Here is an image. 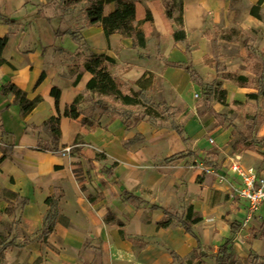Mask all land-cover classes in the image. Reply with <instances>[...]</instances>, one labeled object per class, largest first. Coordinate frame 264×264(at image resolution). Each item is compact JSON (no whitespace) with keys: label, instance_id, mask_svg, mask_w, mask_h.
I'll return each instance as SVG.
<instances>
[{"label":"crops","instance_id":"1","mask_svg":"<svg viewBox=\"0 0 264 264\" xmlns=\"http://www.w3.org/2000/svg\"><path fill=\"white\" fill-rule=\"evenodd\" d=\"M139 1L138 19H143L145 9L151 14V22L141 25L146 35L143 48L118 33L105 37L100 25H85L83 0L76 6L79 14L67 15L64 24L49 20L45 12L48 0H0V14L5 17L0 37L7 36L2 56L12 65L0 66V221L9 226L5 237L18 229L25 239L21 245L8 247V257L22 264H174L172 252L187 260L196 249L202 255L201 264H216L219 248L228 241L227 264H264V203L250 213L235 198V179L226 166L234 155L242 159L240 163L264 175V148L228 153L231 127L215 124L212 113H199V86L191 77L194 72L204 84L217 80L227 93L229 105L255 90L221 75L241 73L253 78L245 68L227 66L219 71L211 61L213 50L206 29L210 23L219 26L224 22L228 0H180L187 38L179 42L171 36L176 26L164 17L161 0ZM258 1L245 0L246 14L237 27H231L259 34L254 45L257 56H263L264 0L259 5L260 17L250 14ZM72 32L79 41L72 38ZM88 52L112 57L115 62L109 65L110 72L131 83L134 90L139 89L135 83L144 76L148 85L144 94L151 93L155 80H160L155 93L160 95L158 102L180 110L168 123L146 118L131 128L119 118L111 119L110 114L96 110L101 126L88 131L84 140L116 165L111 177L92 178L94 185L87 177V161H98L63 152L81 132L77 120L64 117V108L81 93L91 96L86 91L91 74L82 65ZM43 72V80L35 87ZM9 82L24 90L28 98L40 96L43 100L22 117L13 92H2L3 84ZM53 87L60 89L58 106L50 95ZM115 106L133 112L138 108ZM57 108L61 130L58 151L38 150V139L50 141V135L45 129L36 131L30 126H39L58 115ZM211 108L219 113L225 107L214 100ZM173 123L181 124L183 138ZM256 135L264 136V124L259 125ZM137 136L139 140L124 146ZM206 137L213 138L220 153L218 165L200 176L188 163L191 157L180 156L206 153ZM2 148L8 150L5 159L1 157ZM71 163L81 164L85 174L81 182L75 179ZM142 187L146 188V197L141 204L124 200V194L142 197ZM5 190L14 192L19 201L5 197ZM48 197L57 199L59 214L68 224L58 219L53 231L43 238L44 219L50 210ZM188 206L201 219L185 233L181 222ZM165 210L173 215V221L168 228H158ZM109 211L123 223L126 239L105 223Z\"/></svg>","mask_w":264,"mask_h":264},{"label":"trees","instance_id":"2","mask_svg":"<svg viewBox=\"0 0 264 264\" xmlns=\"http://www.w3.org/2000/svg\"><path fill=\"white\" fill-rule=\"evenodd\" d=\"M81 0H66L65 5L70 6L71 4H76ZM86 5L82 8V14L85 17V25L94 26V24L100 25L102 28V32L105 37H108L110 33H118L122 37H127L133 39L135 47H145L146 38L145 32L142 29L141 25L144 23L151 22V14L149 10H144L143 19L139 20V12H140V1L139 0H83ZM175 1L171 4L165 3L164 8V17L170 19L174 22L176 28L171 31V36L175 42H179L180 40H185L187 36L185 35V30L183 28L182 22V3L179 1V14L175 15ZM110 4H113V8L110 9ZM261 0L254 5L250 14L259 18V9ZM5 20V17L0 14V24ZM72 38L76 41H79L77 35L72 32ZM213 41L212 50H213ZM7 45V36L0 37V66L9 65L12 67L11 63L7 61L4 56H2L3 50ZM84 61L83 68L91 74V78L86 82V91L91 93L90 97L84 96L82 93L75 96V98L66 104L64 108V117H68L73 120H77L79 125L81 126V132L76 135L74 138V142L68 150L69 155L77 156L79 158H85L90 160L97 159H106V154L102 152H95L90 144L84 140V135L99 125L98 117L96 115V110L100 111L102 114H110L111 119L119 118L123 125L127 128H131L135 126L140 120L143 119H151L154 116H158V114H172L178 115L180 113L179 109L175 107L168 106L164 107L165 110L158 109V106H163V103H157L154 106L144 101V89L148 87L147 81L143 80L144 76L139 78L135 83L139 89L134 90L131 83L127 81H123L118 79L115 75H113L109 70V65L114 64V59L110 56H107L104 53L98 52H88ZM213 54L215 51L213 50ZM263 63L253 56L250 58L253 60V64H248L249 59L246 61L247 71L254 74V77L251 78L249 76H245L241 73H227L226 78L234 80L236 83L240 85H244L250 89H255V92H249L246 94V98L249 100L257 99L259 96L264 97V74H261V71L264 67V54H263ZM173 65V64H172ZM45 73L43 72L35 82V87L39 85V83L43 80ZM80 74L76 77L78 80ZM192 80L198 86H201L203 83L198 79V75L194 72H191ZM75 80V81H76ZM13 92L15 102L19 105L20 113L22 117L26 116L30 111H32L40 101L43 100L40 96L34 97L30 99L27 97V93L20 88H18L13 83L9 82L3 84L2 92ZM217 92L219 97L217 101L222 105H226V91L222 89L221 84L217 83L212 87V91L210 93L211 96ZM50 95L55 98L56 106H58L60 89L57 87H53ZM95 95V97H93ZM210 96V98H211ZM199 104V100L197 102ZM237 101H234V104H237ZM120 104L122 107H140L139 112H133L129 110L119 109L115 105ZM58 112V108H57ZM60 113L58 115H53L42 123L39 126H30L31 129L39 131V129H45L50 135V141L44 140L42 138L38 139V150L49 151V152H57L59 145V138L61 135L60 130ZM173 128L176 132L182 137L183 128L179 123H173ZM139 136L135 137L134 140L126 142L125 147L135 143ZM183 138V137H182ZM252 149V148H248ZM2 150V159H5L7 156V149ZM116 165V162H113L112 165L107 169L106 173L111 174L112 167ZM71 169L73 171V175L78 182H81L84 177V171L80 163H71ZM83 189V187H81ZM5 197L13 198L15 197L16 202L19 201V197L14 192H9L7 190L4 191ZM20 203L24 204L25 200L20 199ZM46 203L50 206V210L47 212L44 219V229L42 231L43 238H46L52 231L53 225L56 223L58 219H61L62 216L59 214V207L57 199H53L52 197L46 198ZM14 203L13 206H15ZM185 214L184 220L181 222L182 227L186 232H191V225L200 222L201 217L195 214L191 207L188 206ZM173 221V215L168 213L165 210V217L163 220L157 222L158 228H168L171 226ZM118 227V233L122 240L126 239L124 233V225L121 221H116L114 223ZM229 242L226 241L219 248V254L216 258V264H227L230 260V251L228 249ZM192 255L187 260L180 258L176 253L172 252V263H176L179 261L180 264H201L203 262L202 255H199L196 249H193Z\"/></svg>","mask_w":264,"mask_h":264},{"label":"rangeland","instance_id":"3","mask_svg":"<svg viewBox=\"0 0 264 264\" xmlns=\"http://www.w3.org/2000/svg\"><path fill=\"white\" fill-rule=\"evenodd\" d=\"M66 0H48V4L45 6V12L47 13L49 20H54L55 23L60 22L64 24L65 17L73 16L75 14H79L80 11H77L76 7L79 4H71L70 6L65 5ZM173 1L175 9V15L179 14V1L178 0H161L164 8L165 3L171 4ZM182 3V2H181ZM228 15L226 19L223 20L222 24L216 25L214 23H210L207 27L206 32L207 36L213 41V50L215 54H213L211 61L214 64H217L219 71H223L227 66H234L237 69H247L246 61L249 59L248 64H253L252 58L255 56L260 63H263V57L257 56V49L255 47V38L259 37L257 33L247 32L243 29H237V25L240 24V20L247 12V4L245 0H228ZM166 9V8H164ZM43 13V12H42ZM75 18V17H74ZM234 24L235 27H231ZM225 26V27H223ZM261 74H264V67L261 71ZM225 77L226 73L221 74ZM199 79V78H198ZM200 80V79H199ZM156 84L151 93L144 94V101L148 102L152 106L161 102L159 98V94H155L156 91L159 90V86H161V81L156 79ZM217 80L211 82L210 84H202L199 86L198 97L199 100V113L203 116L205 113L207 115L211 114L215 118V124H221L223 127L230 126L231 127V139L229 141L230 148L228 149V153H240L244 149L252 148L251 150H259L264 148V136H257V129L259 125L264 124V97L259 96L257 99L249 100L246 98V95L240 101H237V104H234V101L231 105L226 104L224 109L217 113L215 112L211 106L214 100H217L219 97L218 93L215 92L213 96L212 87L217 84ZM251 91V92H255ZM155 94V95H154ZM211 96V98H210ZM227 98V93H226ZM159 101V102H158ZM165 106H158V109L165 110ZM137 108V107H136ZM139 109V110H138ZM140 107L135 110V112H139ZM172 114H167L166 112L163 114H158V116L152 117V121L155 123L163 124L170 122V117H173ZM210 138L206 137V141L203 142V146L206 149V153H184L181 157L189 156L191 157L188 160V163L197 171L200 172V176L208 173L210 170H213V167H216L217 160L219 159L220 149L214 145V143L209 141ZM69 148V147H68ZM99 152V151H97ZM263 153V151H260ZM237 159V157H234ZM227 158L224 157L223 160ZM108 159H97V164L90 163L87 161V177H89V183L94 185L92 178L99 179V177H111V174L106 173L107 169L111 166L110 161ZM242 159H240L241 161ZM107 161V163H103ZM231 159L227 162V167L229 168V164ZM226 167V168H227ZM142 197H135L132 195L124 194L125 201L132 200V202L137 205L142 203V198L146 197V188L142 187ZM235 198L239 199L234 193ZM105 223L108 226L112 227V229L118 230V227L114 224L117 221L116 216H112V213L109 211L107 216L104 217ZM61 221L68 224L66 218L62 217ZM9 231V226L4 222L0 221V232L2 233L0 236V264H22L19 262L12 261L9 256L8 247L10 245L19 243L22 244L25 239L20 237V232L17 229L15 233L12 234L11 237H5L3 234ZM219 251V250H218ZM175 264H180L177 261Z\"/></svg>","mask_w":264,"mask_h":264},{"label":"built area","instance_id":"4","mask_svg":"<svg viewBox=\"0 0 264 264\" xmlns=\"http://www.w3.org/2000/svg\"><path fill=\"white\" fill-rule=\"evenodd\" d=\"M209 141L212 143L213 138ZM68 150L69 148H65L63 152ZM229 172L235 179L233 193H236L250 213L257 212L264 203V175L259 170L240 163L238 158L230 162Z\"/></svg>","mask_w":264,"mask_h":264}]
</instances>
